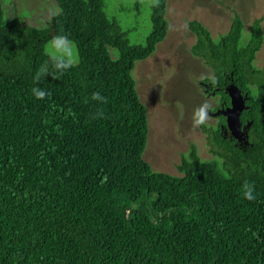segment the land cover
I'll return each instance as SVG.
<instances>
[{"label": "trees", "instance_id": "obj_1", "mask_svg": "<svg viewBox=\"0 0 264 264\" xmlns=\"http://www.w3.org/2000/svg\"><path fill=\"white\" fill-rule=\"evenodd\" d=\"M54 1L58 12L32 27L6 20L0 0V264H264V71L253 65L260 19L244 46L236 14L214 39L188 23L191 54L213 70L201 81L228 77L247 93L242 119L253 137L243 151L212 128L214 158L190 144L171 175L143 159L147 111L131 76L166 35V0H154L139 45L106 0ZM57 35L76 46L67 69L45 49ZM33 88L48 95L37 99ZM245 183L255 199L244 198Z\"/></svg>", "mask_w": 264, "mask_h": 264}, {"label": "rangeland", "instance_id": "obj_2", "mask_svg": "<svg viewBox=\"0 0 264 264\" xmlns=\"http://www.w3.org/2000/svg\"><path fill=\"white\" fill-rule=\"evenodd\" d=\"M153 2L106 0V11L118 21L129 42L139 45L151 32ZM1 4L6 20L20 17L32 27H42L58 12L54 0H1ZM234 14L243 22L242 46L250 38L251 24L260 19L263 43L253 65L264 71V0H166V35L155 52L137 61L131 72L139 100L147 111L148 134L143 159L152 171L177 174L176 165L190 144L196 147L200 158H214L207 143L212 140L208 138L207 128L216 123L217 118L210 114L217 111L213 110L218 98L207 97L201 85L204 79L213 76V70L191 54L196 38L188 23L199 22L214 39L226 34ZM77 61L75 46L73 63ZM202 107L207 110L208 119L196 125Z\"/></svg>", "mask_w": 264, "mask_h": 264}, {"label": "flooded vegetation", "instance_id": "obj_3", "mask_svg": "<svg viewBox=\"0 0 264 264\" xmlns=\"http://www.w3.org/2000/svg\"><path fill=\"white\" fill-rule=\"evenodd\" d=\"M230 83H234V81L231 78H228V77H224L222 85H220L218 83L212 84L210 82L201 83L203 91H204V93L206 94L207 97H217L218 98L217 107H218V105H219V107L217 108V111L215 110L216 112H218L220 110H225L226 108H228L230 106V99H229L227 93L225 92V88ZM205 88H207L208 90L206 91ZM221 91H222V95H218L217 93L221 92ZM240 91H241L242 94H247L246 92H244L241 89H240ZM223 93H225L226 97L222 101L221 98L223 96ZM227 99H228V103H226ZM247 107H249V106H247ZM215 113L210 114V116L211 115L213 116V119L217 118V120H216V123H214V126H210V128H207V129L210 130V131L209 130L207 131L209 139L211 137L213 138L212 134H214V131L212 130V128H214V127L216 128L217 127V129L219 131L218 134L220 135V137L223 138V139H227V141H229L237 149H240L242 147V150L244 151L245 150V146L244 145H247V146L252 145L253 133H252V131L250 129L252 121L251 120H247V119H242L243 111L241 112L240 118H239V120H240L239 139L235 138L231 134V132L229 131V129H228L227 125H226V122H225L226 118L222 114H217L216 115ZM263 113H264V111H260V114H263ZM220 117H222V119H219Z\"/></svg>", "mask_w": 264, "mask_h": 264}, {"label": "clouds", "instance_id": "obj_4", "mask_svg": "<svg viewBox=\"0 0 264 264\" xmlns=\"http://www.w3.org/2000/svg\"><path fill=\"white\" fill-rule=\"evenodd\" d=\"M46 52L50 56L51 60L54 61V67L57 70L67 69L73 64V53L75 51L74 42L71 41L67 35H57L52 38L49 44L45 45ZM46 71V70H45ZM44 74V72L39 73L36 77V80H39V76ZM33 95L37 99H44L48 93L40 90L39 88L32 89ZM248 98V96H247ZM94 99H99L98 95H94ZM247 100L245 101L246 105ZM208 119L207 110L201 108L199 112V119L196 121V125L204 124ZM244 198L248 200L255 199L253 192L254 186L249 183L243 185Z\"/></svg>", "mask_w": 264, "mask_h": 264}, {"label": "water", "instance_id": "obj_5", "mask_svg": "<svg viewBox=\"0 0 264 264\" xmlns=\"http://www.w3.org/2000/svg\"><path fill=\"white\" fill-rule=\"evenodd\" d=\"M230 99V106L225 110H220L216 114H222L226 119V125L231 132V134L239 139V129H240V114L242 111L248 109L245 105V101L248 99L247 94H242L240 89L233 83H230L226 88Z\"/></svg>", "mask_w": 264, "mask_h": 264}]
</instances>
